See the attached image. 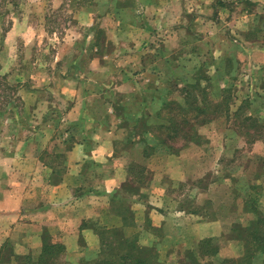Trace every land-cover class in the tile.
I'll return each instance as SVG.
<instances>
[{
	"label": "rangeland",
	"instance_id": "374dc122",
	"mask_svg": "<svg viewBox=\"0 0 264 264\" xmlns=\"http://www.w3.org/2000/svg\"><path fill=\"white\" fill-rule=\"evenodd\" d=\"M105 102L117 113L121 152L132 143L155 145L151 155L186 151L190 175L221 200L228 195L217 183H230L234 206L248 213L227 238L240 244L233 259L243 258L247 248L234 226L248 228L264 217V0H0L1 165L24 148L45 150L57 164L62 156L49 151L69 147L92 123L83 122L86 107L108 121ZM177 114L190 123L185 130L163 123ZM162 137L168 143H159ZM190 180L196 186L182 207L212 206L209 191ZM172 184L175 193L184 188ZM255 203L259 214L246 209ZM135 236L159 254L152 236ZM207 239L182 259L206 264L216 256L209 248L215 240ZM252 252V263L237 264H264V251ZM42 254L18 253L8 242L0 259L51 264L44 263L50 253ZM100 257L101 249L70 260L57 249L51 261L95 264Z\"/></svg>",
	"mask_w": 264,
	"mask_h": 264
},
{
	"label": "crops",
	"instance_id": "0c3cea01",
	"mask_svg": "<svg viewBox=\"0 0 264 264\" xmlns=\"http://www.w3.org/2000/svg\"><path fill=\"white\" fill-rule=\"evenodd\" d=\"M102 105L108 121L86 107L83 122L88 117L92 123L76 132L81 136L69 147L49 151L62 156L57 164L46 159L48 152L36 148L19 149L7 161L11 164H0V257L8 242L16 252L34 257L45 245L61 243L71 260L99 251L103 230L121 229L127 236H152L149 242L158 245L161 264H188L182 252L194 249L205 238L214 239L218 248L206 264L238 258V240L227 238L230 227L248 213L234 206L230 183H217L228 195L221 200L216 190L202 185L200 177L190 175L186 151L175 158L170 153L150 155L132 143L121 152L114 105ZM135 166L144 170L143 178ZM190 178L209 191L212 211L204 203L192 209L182 207L189 187L196 186ZM175 181L185 189L175 193ZM223 200L228 206L225 212L221 211Z\"/></svg>",
	"mask_w": 264,
	"mask_h": 264
},
{
	"label": "trees",
	"instance_id": "16d2710c",
	"mask_svg": "<svg viewBox=\"0 0 264 264\" xmlns=\"http://www.w3.org/2000/svg\"><path fill=\"white\" fill-rule=\"evenodd\" d=\"M188 93L189 92H187V94ZM182 108L184 107L182 106L181 109ZM201 111L204 112L205 109H202ZM178 118H180L179 114L171 115L170 117L165 118L168 120V122L165 123L163 121V123L174 126V129L176 131H181L182 129L185 130L186 125H189L190 123H188L185 120H179ZM181 121H183V123ZM189 130L190 129H188V132L186 133L187 137L190 133ZM159 143H168V142L166 138L162 137ZM146 147L147 149L144 148L145 152L150 155L158 150L155 145L152 147L147 145ZM164 150L167 152H170V150H167V149H164ZM139 175H141V178H143L144 170L140 169ZM245 204H247V200L245 201ZM246 209H251L257 212L258 214L261 212L259 211L260 209L257 208L256 203H255V208L251 206L249 207L247 205ZM263 220H264V217L260 216V218L254 220L252 226H249L248 228L247 226H239V224H236L234 226L236 230L238 229V232L236 233L237 234L236 237L240 240H243L246 246L245 248H247L246 255L243 258L239 259V261L233 258L224 259L221 262V264H231V263L237 264L242 261L244 262L245 260L252 263L253 255H254V252H252V248L254 251L256 250L264 251V246L256 247V249L254 247L252 248L250 247L251 244L253 245V243L264 244V228H263L264 225L261 227L259 226L260 223L263 222ZM135 237L137 236L135 235L127 236L121 229L103 230L101 232V238H102V244L100 248L101 257L95 262V264H161L159 254L157 253V251H155L156 249L152 246L148 247V246L140 244L137 241V238ZM211 240L212 238H208L206 241L210 242ZM206 241H202V242H206ZM210 243L211 245L209 246V248L216 251L218 248L216 246L213 247L212 242ZM57 249L58 250L63 249V251H65V246L61 243H51V244L44 246V249L42 251L43 252L42 259L47 253H50V256L48 257L47 261H45L44 263H51V264L53 263L51 260L54 258V253ZM102 253L103 254L107 253L108 255L104 257ZM28 258H31V257L28 256ZM42 259L40 261H42ZM91 264H94V263H91Z\"/></svg>",
	"mask_w": 264,
	"mask_h": 264
}]
</instances>
